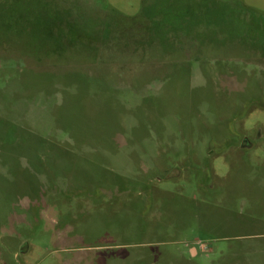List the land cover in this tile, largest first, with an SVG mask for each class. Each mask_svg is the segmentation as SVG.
<instances>
[{"label": "rangeland", "instance_id": "1", "mask_svg": "<svg viewBox=\"0 0 264 264\" xmlns=\"http://www.w3.org/2000/svg\"><path fill=\"white\" fill-rule=\"evenodd\" d=\"M0 264H264V0H0Z\"/></svg>", "mask_w": 264, "mask_h": 264}, {"label": "trees", "instance_id": "2", "mask_svg": "<svg viewBox=\"0 0 264 264\" xmlns=\"http://www.w3.org/2000/svg\"><path fill=\"white\" fill-rule=\"evenodd\" d=\"M112 59H113V61H114V60H116V57H115V58H111V60H112Z\"/></svg>", "mask_w": 264, "mask_h": 264}]
</instances>
